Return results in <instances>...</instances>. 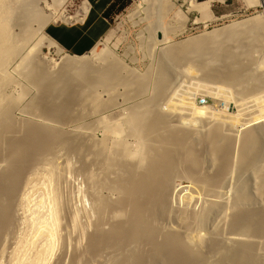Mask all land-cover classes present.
<instances>
[{
	"label": "rangeland",
	"instance_id": "374dc122",
	"mask_svg": "<svg viewBox=\"0 0 264 264\" xmlns=\"http://www.w3.org/2000/svg\"><path fill=\"white\" fill-rule=\"evenodd\" d=\"M7 1L8 2L10 1L9 3L13 4L12 0H6V3H8ZM84 1H87V0H66V2L64 4H62V6L58 7L55 10L54 14H52L49 18H47V19H50L52 17L46 23L45 27L48 24H51L53 22H57V23L58 22L59 23L67 22L68 24H75V25L81 24L83 17L85 16V13H86V11H84V9H83V4H82V2H84ZM121 1L125 5L120 9L115 8L114 10L109 12V14L107 16L108 17V20H107L108 23H107L106 30L104 31V33L101 35V37L99 38V40L95 43V46L93 47L94 48L93 51H95L94 53H99L100 51H102V54H103V55L101 54L102 57L101 56L98 57L97 55L94 56L92 53V50H90L88 53L81 55V56H79L77 54L69 53L67 50H65V48H63L60 44L55 42L52 38H50L47 34L44 33V28H45L44 27L41 31H39L37 33V35L34 36V38H33L34 40L32 39L31 44H29L28 47H25L26 49L24 47H22L20 51H17V52H15V55L14 54L12 55V58L11 57L9 58L8 64L6 66V72L8 73L10 80L7 82V86L5 84V86L2 87V90H1L2 94L0 93V95H1L0 99L1 100H3L2 99L4 97L3 95H5V97H6V100L4 101L5 103L4 102H3L4 104L2 103L3 109L5 108L4 109L5 112L3 111L4 113H2V115H0V118H1L0 119V127H1V129H0V135H1L0 136V149L2 150V151L0 150V166H1L0 176L3 174L5 176L6 174L9 173V172L8 173L6 172V168H5L7 166L5 161H8L7 155L9 153L12 154L14 152L15 156L16 155L20 156L22 154L23 156L22 155L21 156L25 157L30 152L29 149L34 143H35V145L33 146V150H36V148H40V150H43L44 152L43 153L39 152V155H41V156L36 155L37 160L33 159L34 162L33 163L31 162L32 166L30 164H29L28 168L23 166L24 169L23 168L21 169V171H23L21 174H19V172H21V171H19V172L16 171L15 173H18L19 176L15 175L14 176L15 178L14 177L11 178L12 177L11 173H9V176L8 175L6 176V178L7 177L9 178L11 176L10 177L11 179H8L9 181H7V184L4 182L5 183L4 185L6 187H9L10 185L13 184V186H15V187L13 188L12 192L8 193L9 194L8 196H10V197H7V201L6 200L4 201V199H6L5 197H3L4 195L2 197H0V201H1L0 202V209H1L0 211H3L5 214V215H3L1 213V215H3V216L7 215L6 217H9V218L11 217L10 220L8 221V226H10L9 229L7 228L8 227L7 226L5 228L7 231L4 229V231H5V232H3L4 234L0 233V264H12V262L14 260L13 256H16L15 254L18 255L20 252H21L20 254L26 253V251L28 250V249H26L27 243L29 244L27 248L30 249V250H28L30 252L27 251L28 256L30 255L29 258H28V256H27V258L30 261L32 260L31 257L34 258V256H33L34 252L36 253V251H37V249H39L40 245L44 244L43 241L45 242V239H43V238H45V237H43L41 239L40 236H42V235L37 236V234H35V230H33V228L35 229V227L33 226L35 224L33 223L34 221H31V220H32V218L36 217V215L40 216L42 214L44 216V215L48 214L49 213L48 210L50 211V209H51L50 207H52V205H53V204H51L53 198H54L53 200H55L56 201L55 203L57 204L56 205V208H58L57 209V211H58L57 212V221H59V222H57V225H56L57 228L55 227L57 230L55 229V235H54L53 244H52L53 249L50 253V256L48 255L49 257H47L46 262H44V264H72V263L73 264L74 263H76V264H108L109 263V264H111L110 257L113 258L112 253H111V256L106 255V254H110V253H107L108 251L106 250L107 251L106 253L103 254L102 253L103 251H102V252H100L101 253L100 256L98 255L95 258V255H93L92 257H94V258H92L90 256L91 255L90 253H92V252H90V253L88 252L90 254L88 256V253H87L88 250L86 248L88 247V249H90L88 246V245H90L89 240L94 236V234L96 232H98L96 234L100 233V235H102V236H103V234L106 233L107 237L110 236L112 238V232H110L111 235L109 233V231L114 228V227L112 228V225L115 226V224H117L119 222H121V223L124 222L125 219H127V215L126 214L123 215L124 217H126L125 219L123 216H122L123 218L118 219V217H115L109 213H107V214L104 213L102 216V215L97 213V211L94 208V206H95L94 204L97 200L98 201L103 200V202H106L107 200L113 201V199H114L116 202V198L117 199L122 198V197L121 198L118 197L119 193H113V191L111 189H110L111 190L110 191L109 189L106 188V186L104 187L103 183H104V181L105 182L110 181L111 179H112L111 182L114 181L115 178L120 175V174H118L117 170L119 172H121L123 169L124 170L127 169L126 168V165H127L126 162L130 163V161L132 162V160H133V163L136 162L135 158H131L129 160L125 159L126 162L124 161V159H122V157L120 158V155L117 152L120 153L121 148L119 145L116 144L115 141H118V139L122 138L124 143H125V141H127L126 142L127 145L130 144V145H128V148L130 147L132 150L137 149V146H135V143H137V139H136L137 137L132 135V133H129V135L127 133V135L124 136L125 134L123 133L124 135H122L121 132L123 130H121V129L126 127V126L124 127V122L126 123L125 120H127L126 116H128L131 109L134 108L133 106L140 104L141 101L143 103H145V101H148L145 104L153 102L152 105L154 107V108L152 107V111H151L152 115L150 113V115L147 118V121H145V123L149 121L148 120L149 118L152 121H154L155 116H156V118H158V116H161V117L164 116L163 118H164L165 124H161V125H163V128H165V125L167 123V125H169L171 127L177 126V128L175 127L176 129L174 128L175 130L181 131L182 133L186 134L188 139H189V141L187 139V144H186L187 147L188 148L189 147L194 148V149H192V151L193 150L195 151L193 156L197 157V158L194 157V159L198 160L200 157V159L202 161L201 164L203 163L202 166L204 168L203 169L202 166L200 165V161H199L200 159L198 160L199 163L197 161H196L197 163L193 162L194 165H193V163L191 164L188 162L187 163L188 165L186 164V167L188 169H190L191 172H192V170H194L195 173L197 171V173L200 174V175L197 174L198 175L197 176L193 172V174H195V176L197 178L195 177L193 179L194 181L193 180L191 181V179L189 177H187V179L185 180L186 176L180 174L183 172L184 168L180 167V166H178L179 168L177 167L178 172L177 173L175 172L177 175H175V177H173V181H170V184H171V182H173V184L170 185L171 189L169 188V193H171L172 195L168 194L169 200L171 199L170 200L171 202L169 201L170 206L174 211H171L172 213H170V219H169V213H168V216L164 217V219H162L163 218L162 217L159 220H157V221H161L163 223L162 224L161 222H157L158 227H157V223H156V228H157V231L159 232L158 237H157L158 240H159V238L161 239V237L164 235L163 233H165V234L169 233V231L171 232V230L176 231L178 229L179 231H176V233L179 232V234L180 233L182 234V232L184 231V230H182L183 229L182 227H184L183 221H184V225L189 221L187 218L188 217L187 215H190L189 212L191 213V209L194 208V206H195V202H193V201H191V203L184 201V197L182 195H184V196L188 195L189 191L191 193L193 191L192 189H195L196 180L202 179V175L204 176V175H208L210 173L212 174V170L214 171L215 167L214 166L212 167L211 165H216V162L213 163L215 161V160H213V158H210V156L206 157L208 155L207 151H206L207 149L204 150L206 148V145H203L206 142L205 139H203V138L205 136L207 137V133H209L212 130V127H214L213 126L214 122L211 121L210 119L206 120V118H202L200 120L197 119L195 121H192L191 119H189L190 117L187 118L186 115H184L182 113L178 112V114H177L176 111L174 113V111H172V110H170V111H172V112H170L169 109H167L166 104L169 101L175 103V100H173V99H174V97H175V99H177L178 96L176 98V95H178L180 92L185 91V93L187 94L190 92L194 93L195 92L194 90H196V93L199 92V94H197L195 96V104L197 106H200V107H210L211 110L216 112V113L224 111L225 113H228L231 115H237L239 113V111L242 109V107L239 106L240 105L239 103H245L247 106V109L244 110L245 112L243 111L244 117L242 115V112H240V114L237 115L238 116L237 117V119H238L237 125H239L237 130H241L244 128L240 125V122L243 123V120H246L248 116H249L248 118H250L251 115L253 116L256 113L255 109L252 108L253 107L252 103H251L252 101L250 102V99L247 98V92H246L248 90L251 91L252 88L250 89L249 87L253 85L252 83L254 81L252 82V80H251L248 82L249 85H250V83L252 85L247 87V89H245L246 82H243L240 85L235 84L238 86L233 85L232 88L228 87V86H224V88L225 87L227 88V91H224L226 88L224 89L223 85L218 84V82H217L218 80H216L215 77H218L219 76L218 74H220V72L222 75H225V74H233L234 75L237 72L241 73L242 71H240V69H242V70L246 69L247 66L252 65V63H255L257 61L256 55H258L257 48L260 46L259 44H264V39L262 38L260 40L261 43H259V44L256 43L257 40H256V37L254 36L256 34V32H254V34L253 33H247V32H246L247 34L242 33L241 35H238L236 37V39L234 37L233 39H230V40H224L221 37L214 38L213 36L215 35V33L220 34L222 32L224 33V31L225 32L228 31L229 29H233V28H235V25H237V23L240 24V21L241 22L246 21L247 19H250L251 17H253L257 14H260V12L264 9V7L263 8L247 7L242 0H224L222 3L211 4L210 8L205 9V11L199 15L198 13H196L194 11L191 12V10H189V8H187L188 5L186 3H184L183 0H171L172 2L175 3L174 5L176 8L174 7V9H175L174 12L179 13L178 14L179 18L177 19L176 17H178V16H175V13L173 14V12H171L169 14V16L165 18V24L167 26L168 34H169L167 37L168 40L165 42H159V44L158 43L152 44V40L150 38L151 32H149L150 30H148L149 27L147 24L149 21V20H147L148 10H146V11L143 10L146 8V5L145 4H139V0H121ZM197 1H203V0H197ZM89 6H90V4H86L87 8ZM132 12H134V13H132ZM20 13L23 14L25 12L21 11L19 8L14 10V17L13 18H16V19H13L14 21H12V25H13L12 27H13L14 33L19 32V29H21V27H22V26H20V25H22L21 24L22 17L20 16L21 15ZM66 15L68 17H70L69 18L70 20L69 19L68 20L63 19L64 16H66ZM14 22H16V23H14ZM18 26H20V27H18ZM170 27H173V28H170ZM173 29H174V31H172ZM41 35L44 36L45 40H47V41L51 40L52 42H54L55 45H57V47H59V50L57 47L49 44L48 46H46V45H43V47L41 46V49H39L40 52L33 50L30 53V55H27L28 54V48L33 46L34 42L36 43V40H38L39 37H42ZM158 35L159 34H156V39L160 40V37H158ZM250 35L251 36L253 35V37H251ZM197 39L206 41L205 42L206 46L204 47L205 49L202 50V52H200L194 56H193V54L188 56L190 53L187 54L184 51L180 54V56L174 57V59H176V60H174L175 61L174 66H173V69L171 70L172 73H171L170 80L171 79L172 80L168 81L167 86L165 87L163 92H161L160 94L155 90L152 91L153 87L155 86L154 83H155V78L157 75L156 73L158 72L157 70L159 68V63H160L159 61H160L162 50H164L165 48H168L169 45L175 46V45H178L182 42H190L191 43ZM207 39H209V40L207 41ZM213 40H215V41H213ZM229 43H231V44H229ZM247 44H248V46H247ZM245 45H246V47H245ZM36 53H37V55L33 56ZM38 53H39V55H38ZM177 55H179V54H177ZM231 55H232V57H231ZM30 56L34 60H35L34 57H36V56H39L42 58L41 59L42 61L40 60L41 62H39L41 68L38 66L39 65L38 61H37V63L32 64L33 61L31 59H29ZM65 56L71 57L73 59H77L76 57H82L83 59H88V60H90V62L92 64L91 65L92 69H94V68L95 69L91 70L90 71L91 73L89 72V75L84 74V73L81 74V72L76 71V70H64L63 67L62 68L60 67L59 60H60V58H63ZM99 58L102 60H100ZM28 59H29V63L31 61V64H32V65L28 64L29 67L26 65L27 64L26 62H28L27 61ZM111 60L114 62V64ZM9 62H10V64H9ZM34 62H36V60ZM23 63H24V67H23ZM41 63H43L44 65ZM34 64H36V65H34ZM110 65H112V66H110ZM100 67H102V68H100ZM244 67H246V68H244ZM97 69H98V71L104 70V71H102V75L96 74ZM197 69H198V71H197ZM226 69H228V70H226ZM17 71H20V72H17ZM67 71L69 73L70 72L71 73L69 74V73H67ZM73 72H75V73H73ZM189 73L190 74L192 73L191 76ZM256 73L254 74L255 76H257ZM258 73L260 74L261 71L259 70ZM222 75H220V76H222ZM85 76H87V77H85ZM42 78H44V79L42 80ZM135 79L138 81H136ZM203 79H204V81H201ZM141 80H142L143 84H145V83L146 84L144 85L145 87H144V90L142 92H137V87L139 86V83H140L139 81H141ZM209 80L212 81V84L209 83L210 82ZM42 81H43V83H42ZM104 82H106V83H104ZM192 82H193V84H192ZM90 83H93V85H94L93 91L91 92L92 94L90 92H88L89 90H84L85 88L87 89V86ZM152 83H153V85H152ZM199 83H201V84H199ZM204 83H207L209 85L211 84V86H213L214 89H217V91L221 90L222 93L219 94L220 96H218V97L216 96L215 98H213L211 96L208 97L206 95V91H205V93L202 94L201 92L204 90V86H202V84H204ZM82 84H83V86L85 85L84 88H83ZM121 84H122V86H121ZM193 85H194V87H193ZM195 86H196V88H195ZM125 87H128V88H125ZM201 87H203L202 88L203 90H200ZM242 87H243V89H242ZM218 88H223L224 90L218 89ZM171 89H172V91H171ZM127 90H128V92H127ZM231 90H232V92H231ZM86 91L88 93H86ZM42 93H44V94H42ZM133 93H135V94H133ZM141 93H142V95H141ZM124 94H126V95H124ZM173 95H174V97H173ZM157 96L160 97L161 99L158 100ZM238 96H241L242 100L238 99ZM244 96H246V97H244ZM5 97H4V99H5ZM155 97H157V98H155ZM165 98H167V99H165ZM171 98H173V99H171ZM244 98H245V100L247 98L249 101L243 100ZM150 99H152V102H150ZM154 99L157 101V103H156V101L155 102L153 101ZM203 99H205L207 101L205 104L200 103V101ZM154 103H156L157 105L155 106ZM246 106L244 105V107H246ZM92 107H93V109H92ZM123 108H125V109H123ZM237 108L238 109L240 108V110H238ZM249 108H251V109H249ZM165 112H167V113L165 114ZM169 115H170V118H168ZM151 117H154V118H151ZM171 117H173V118H171ZM239 117H241V118H239ZM8 118H11V120ZM156 118H155V120H156ZM165 119H167V120H165ZM211 122L213 125H211ZM122 123H123V125H122ZM148 123H146V124L148 125ZM209 125L211 126V128L209 127ZM4 126H5V129H4ZM9 126L14 127V129L9 128ZM160 126L158 128L159 131L161 130ZM179 126H180V128H179ZM223 126H226V124L222 125L221 133H225V135H226V133L231 134L230 135L231 139H232V137H234V139H235V136H233V135H236V134L232 133V131L231 132L228 131V130H230V128H228V127L223 128ZM18 127L19 128L23 127V128L19 129ZM163 128H162V130H163ZM10 129H12V130H10ZM209 129H210V131H209ZM226 129H227V131H225ZM119 130H121V132ZM35 131H38L37 132V133H39L38 137H36L37 134L33 135L34 137L32 136V134H29V133H35ZM118 131L121 133V135ZM124 131L128 132V131H126V129ZM240 132L241 131H239V133L237 134L238 136L240 135ZM112 133H114V135H112ZM192 133H195V134H192ZM7 134H8V136H7ZM5 135H6V137H5ZM117 135L118 136L120 135L121 137L119 136L120 138H118ZM123 136H124V138H123ZM159 136H160V134H159ZM226 136H228V135H226ZM230 136H228V137L230 138ZM133 137H135V139H133ZM160 137H162V136H160ZM191 137H193V138L195 137V138L193 139ZM2 139H4L3 140L4 142H6V141L7 142L4 143L2 141ZM190 139H193V141L194 140H196V141L193 142ZM198 139H200L201 141L204 140L203 141L204 143L203 142L200 143L201 141ZM99 140H100V143H99ZM112 140H113V142H111ZM1 141L4 144V145L2 144V146H1V143H2ZM190 141L193 143H191ZM29 142H33V143H31V145H30V144H28ZM103 142H105V143H103ZM196 142L197 143L199 142L200 145L196 146V144H197ZM194 143H196V144H194ZM101 144H103V145H101ZM191 144H194L193 147ZM112 145H114V146H112ZM4 146H6V147H4ZM44 146H47L46 150H44ZM102 148L103 149L106 148L105 151H103ZM201 150H202V152H201ZM114 151H117V152H114ZM203 151H205V152H203ZM104 153H105V155H104ZM112 153L115 154V156H112L113 155ZM199 153L202 155L207 154L206 156H202V158L204 159L206 157L205 159H207V158L208 159L204 161L201 158V155ZM203 153H205V154H203ZM110 154H112V155H110ZM1 155H2V157H1ZM28 155H30V153ZM108 155H110L109 159H108V157H109ZM19 156H16L15 159L14 158L13 159L16 161V159H18ZM21 156H20V158H21ZM103 156H105V158ZM116 156L118 157V159H115ZM5 158H6V160H5ZM209 158H210V160L212 159V164H211V161L209 160ZM1 159H3L4 162ZM14 160H12V161H14ZM108 160H110V161H108ZM115 160L116 161L119 160L118 161L119 164H118V162H115ZM209 161H210V164H209ZM113 162L115 163L114 165H112ZM123 162H125L126 164ZM107 164L109 166H107ZM123 164H124V166H123ZM105 165H106V167H105ZM117 165H119V166L122 165L123 169L122 168L120 169V167ZM104 167L105 168L109 167V168L105 169ZM201 170H202V172H201ZM204 170L206 173L204 172ZM46 171L47 172L49 171L48 174ZM209 171H211V172L209 173ZM106 172H107V175H105ZM50 173H51V175H50ZM115 173L118 174V176ZM258 173L254 174V175H257V176L260 175V173L259 174ZM234 175H236V172ZM248 175L250 176V179L252 178V180H253V181L251 180V183H253L254 180L257 182V180L260 178L259 177L256 179L255 178L256 176L251 175V173H249V174L244 173L243 176L248 178L247 177ZM4 176H3V178L1 176L0 179L2 178V180L5 181L6 179L4 178ZM177 176H182V180H181V177H177ZM199 176H200V179H198ZM26 177H27V179H26ZM244 177H242V179H246ZM16 179L18 181H16ZM248 179H247V182L250 181ZM11 180H12V182L15 181L16 184L12 183V184L8 185V183H10ZM46 180H47V182H46ZM234 180H235V178H234ZM90 182H91V184H90ZM229 182L228 183L231 184L232 180L231 181L229 180ZM256 182H254V184ZM0 183H1V180H0ZM2 183H3V181H2ZM97 183H98V186H97ZM229 184H228L227 188H230L229 186H231L232 187L231 190H233V186L229 185ZM254 184H252V185H254ZM91 186L93 189L91 188ZM171 186H173V188ZM190 186L191 187L193 186L194 188L191 189ZM100 188L101 189L104 188V189H102V191H101ZM227 188H226V190H223L224 191L223 195H219V197H218V199L220 198V196L222 198V199L221 198L220 199L222 200L223 203L220 201V199L218 200L221 202L220 203L221 207L224 203H225V205L227 204L228 206H229V203H231V196H232L233 192H231ZM228 191H230V192H228ZM26 194H27V196H26ZM20 195H22V196L25 195L26 200L21 199L22 196L20 197ZM228 195H229V197H228ZM57 196L58 197L60 196V197L58 198ZM120 196H121V194H120ZM180 196H181V199H178V198H180ZM255 196L256 197L259 196V197H257V198H259L258 202H261L264 204V200L262 201V199H264V195L262 193H261V195L255 194ZM182 197H183V199H182ZM95 198H97V199H95ZM105 198H106V201H104ZM223 199H224V201H223ZM39 200H40V202L42 201L43 206L42 205L39 206V204H38ZM177 201H179V204ZM215 201H216V199H215ZM185 202L188 204H186ZM261 203H260V205H261ZM227 205H226V207L224 206V209H221V211L219 212V214H221L220 217L218 214L216 215V217L214 215V218H217V216H218L217 220L213 219V217H211L213 220V224H212L211 218L208 221L209 224L207 223V227H209V229H208V231H209L211 229L210 225L213 226V225L217 224V223L214 224V222H215L214 220H216V222H220V221L221 222L223 221L224 223L226 222L225 224L223 222L222 223L220 222L217 224V226L215 225V229H216V231L218 230V232H215L213 230L214 227H212V231H214V232H212L210 230V232L213 234L217 233L216 234L217 236L214 234L215 239L213 242H212V240L214 238L213 237L214 235L212 234L213 238L211 237V239H210L212 244L217 243V241L219 243L220 242L219 240L223 239L222 236H224V239H226V240L223 239L224 242L228 241L227 238H225V237H228V235L226 233H228L230 231L227 228V226H228L227 224H229L228 220L230 219V217L227 216L228 213H227V215H226V213H223L224 211L227 212L228 209L227 210L225 209V208H229V207H227ZM178 209L179 210L181 209L182 211H179ZM183 209L185 210L184 214L182 213V212H184ZM177 210H178V212H177ZM186 211H187V213H186ZM106 212H109V211H106ZM174 212H175V214L177 212V214L176 215L173 214ZM75 214H76V217H74ZM223 214L225 215V217ZM97 215H100V216H98L99 218L97 217ZM111 215L113 216V218L115 217V219H113V221H112ZM166 215H167V213H166ZM231 215H232V213H230V216ZM91 216H93V217H91ZM177 216H178V218H177ZM179 216H182V217L180 218ZM183 216L187 220H185V218H183ZM73 217L76 219V221L74 220L76 222V224H75V222L71 223L73 220L72 219ZM173 217H175V219ZM221 217L222 218L224 217V219L226 218V220L221 219ZM86 219L87 220L89 219V220L87 221ZM100 219H101V221H100ZM114 220H116V221H114ZM121 220H123V221H121ZM181 220H183V221H181ZM174 221L176 223H174ZM180 221L182 223V227H181ZM210 221H211V223H210ZM9 222H11V223H9ZM159 223H160V225H159ZM9 224H12V225H9ZM98 224H99L100 228L98 227ZM161 225H162V228H159V227H161ZM171 225H173V226H171ZM221 225H223V226H221ZM72 226H74V227H72ZM220 226H221V228H220ZM180 227H181V229H180ZM169 228H170V230H169ZM171 228H175V229H171ZM79 229H81V230H79ZM158 229L161 231H159ZM163 229H167L169 231L165 230L162 233ZM220 229H222L221 230L222 232L220 231ZM101 231L103 234L101 233ZM78 232H80V233H78ZM221 233H223L222 236H220ZM92 234H93V236H92ZM155 235L157 236L156 233H155ZM218 235L221 238H218L219 237ZM86 236L87 237L91 236V238L90 237L87 238ZM230 237H231V235L228 238H230ZM216 238H217V240H216ZM57 239L59 242L57 241ZM243 239L244 238H242L240 240L245 241ZM223 240H221V242H223ZM246 241H247V239H246ZM31 242H33V243H31ZM30 243H31V247L33 246L32 248L30 247ZM208 243L210 244V242H207V244ZM231 243L233 244V241H231ZM223 244L226 246L227 242H226V244L225 243H223ZM25 245H26V247L24 248ZM208 245L206 246V248L208 247ZM21 246H23V247L20 248ZM229 246H231V244ZM33 248H35V249L37 248V249L35 250ZM206 248L204 247L205 251L207 250ZM16 249H17V251H16ZM31 250L33 251V253ZM94 251L97 252V250H94ZM110 251H112V250H110ZM27 253H26V255H27ZM205 254H207V253H205ZM209 256H210V253H209L208 259H207L208 263L212 262L211 260H213V262L215 260L218 261L217 256L211 255V257L214 256L213 257L214 259H212ZM88 257L91 259H88ZM215 257L217 259H215ZM206 258H207V256H206ZM210 258H211V260H209ZM109 259H110V261H109ZM213 262H212V264H213Z\"/></svg>",
	"mask_w": 264,
	"mask_h": 264
},
{
	"label": "bare ground",
	"instance_id": "6f19581e",
	"mask_svg": "<svg viewBox=\"0 0 264 264\" xmlns=\"http://www.w3.org/2000/svg\"><path fill=\"white\" fill-rule=\"evenodd\" d=\"M222 1L223 0H203V1L183 0V2L188 5L187 8H189V10H191V12L194 11V12L198 13L199 15L201 13H203L205 11V9L210 8L211 4L217 3V2H222ZM243 1L247 7H261V8L264 7L263 0H243ZM65 2H66V0H12L13 4H10V3L8 4V3H6V0H0V93H1L2 87L5 86V84L7 86V82L10 80L8 73L6 72V66L8 64L9 58L10 57L12 58V55L13 54L15 55V52L20 51L22 47H24V48L28 47L29 44H31L34 36L37 35V33L45 27L46 23L52 17L50 19H47V18H49L52 14H54L55 10L58 7L62 6V4H64ZM139 4H145L147 9L145 8L143 10L144 11L148 10L147 20H149V21H148V23L146 21L145 22L148 24V27H149V29L148 28L147 29L150 30L149 32H151L150 38L152 40V44H157V43L159 44V42L167 41L168 40L167 37L169 34H168L167 26L165 24V18L168 17L171 12H173V14L175 13L174 12V10H175L174 4L175 3L172 2L171 0H139ZM17 8H19L21 11H24L25 13H23V14L20 13L21 14L20 16L22 17V21H21L22 25H20V26H22V27H21V29H19V32L14 33V30L12 27L13 26L12 21H14L13 19H16L13 17H14V10ZM83 9H84V11L87 10L86 3H83ZM132 13H134V12H132ZM178 14L179 13H177V12L175 13V16H178V17H176L177 19L179 18ZM69 18L70 17H68L66 15V16H64L63 19L68 20ZM14 23H16V22H14ZM20 26H18V27H20ZM170 28H173V27H170ZM172 31H174V29ZM246 32L247 33H253V34H254V32H256V34L254 35L256 37V40H257L256 43H258V44L261 43L260 40L262 38L264 39V9L260 12V14H257L255 16L251 17L250 19H247L246 21H243V22L240 21V24L237 23V25H235V28L229 29L226 32L224 31V33L223 32L220 34L215 33V35L213 37L214 38L221 37L224 40H230V39H233L234 37L236 39V37L238 35H241L242 33H246ZM156 34H159L158 37H160V40L156 39ZM251 37H253V35ZM208 40L209 39H207V41ZM48 41L44 39V36L39 37V39L36 40V43L34 42V45L28 48V54L27 55H30V53L33 50H36L38 52L39 49H41V46L43 47V45L48 46L49 44H51V45L57 47V45H55L54 42H52L51 40H48ZM213 41H215V40H213ZM205 42L206 41L197 39L191 43L190 42H182V43L175 45V46L169 45L168 48H165L164 50H162L160 61H159L160 62L159 68L157 70L158 72L156 73L157 74L156 78L154 77L155 83L153 82L155 86L153 87L152 91L155 90L160 94L161 92H163V90L167 86L168 81L172 80V79L170 80L171 73H172L171 70L173 69V66H174V62H175L174 60H176V59H174V57L180 56V54L184 51L187 54L190 53L188 56H190L191 54H193V56H194V55L202 52V50L205 49L204 48L206 46ZM229 44H231V43H229ZM259 45L260 46L257 48L258 55H256L257 61L255 63H252V65L247 66V68L244 67L246 69H243V70L240 69V71H242L241 73L237 72L234 75L233 74L222 75L220 72V74H218L219 76L215 77L216 80H218L217 81L218 84L223 85V88H224V86H228V87L232 88L233 85H235V84L240 85L243 82H246L245 89H247V87H249L250 85L253 84L252 85L253 87L252 86L249 87L250 89L252 88L251 91L248 90L246 92H247V98L250 99V102L252 101L251 103H252L253 107L252 106L251 107L255 109L256 113L254 112L255 114L253 116L251 115L250 118H248L249 117L248 116L247 117L248 120L247 119H246L247 121L243 120V123L239 121L240 125L242 127H244L243 129L237 130V128L239 126V125H237V123H238V119H237L238 116L237 115L240 114V112H242V115H243V111L245 109H247V106L245 103H239L240 105L238 104L239 106L242 107V109L240 110V108L239 109L237 108L238 110H240L237 115H231V114L225 113L224 111L216 113V112L212 111L210 107H200V106H197L195 104V96L197 94H199V92L197 91L198 93H196V90H194L195 91L194 93L190 92V93L186 94L185 91L180 92L179 94L177 93L178 95H176L174 93L176 95V98L178 96L179 99L178 98L175 99V97L173 95L174 99L173 98H171V99L175 100V103L169 101L166 104V107H167V109H169V111L172 110V111H174V113L176 111L177 114H178V112L182 113V114L186 115L187 118L190 117L189 119H191L192 121H195L197 119L200 120L202 118H206V120L210 119L211 121L214 122L213 123L214 125L211 122V125L214 126V127H212V130L210 131V129H209L210 132L208 131L209 133H207V137L205 136L203 138V139H205L206 144L203 142L204 140H202V141L200 139H198V140L201 141V142L199 141L200 143L203 142L204 143L203 145H206V148L204 150L207 149L206 151L208 154L207 155V154L203 153L205 155H202L199 153L201 155V158H202V156H206V155H207L206 157L210 156V158H213V160H215L213 163L216 162V165H211V166L212 167L214 166L215 169H214V171L211 169L212 174L210 173L211 171H209L210 174H208V175L203 176L201 174L202 179H200V176H199L198 179H200V180H196V183L194 182L196 184L195 189H192L194 187L190 186L193 191L190 189L192 191L191 193L189 191L188 195H186V196L182 195L184 197V201H187L190 203H191V201L195 202V206L193 205L194 208H192L193 210L191 209V213L189 212L190 215H187L188 216L187 218L189 221L188 222L186 221L187 223L185 222L186 224L184 225V221L181 220V221H183L184 227H182V223L180 221L181 227L183 228L182 230H184L182 232V234L181 233L179 234V232L176 233V231H179L178 229L176 231L171 230V232L169 231L170 228H169V230L163 229L162 233L165 230L169 231V233H166V234L163 233L164 235L161 237V239L159 238V240H160L159 241L157 238L159 232L157 231L156 223L161 222V221H157V220H159L162 217H163L162 219H164V217L168 216V213H169V219H170V213H172L171 211H174L170 206L169 201L171 199L169 200L168 194L172 195L171 193H169V188H170V185L173 184V182H171V184H170V181H173V177H175V175H177L176 174L178 172L177 167L178 166L183 167L184 170L182 169L183 172L181 171L182 173H180V174L186 176V178L183 176L185 178V180L187 179V177H189L192 181L196 177L195 174L197 175L199 173H197V171L195 173L194 170H192V172H191V170L186 167V164L188 162L191 164L193 162L197 163L198 160L200 159V157L198 160L194 159L195 156H193V154L195 153V151L194 150L192 151V149H194V148H191V147L188 148L187 147L186 144H187L188 137L186 134L182 133L181 131L175 130L177 128V126H175L176 128L173 126L171 127V126L167 125V123H166L165 128H163V125H161V124H165V121L163 118L164 116L162 114L161 115L163 117L158 116V118H156V116L153 114L155 116L156 120L154 117H151V118H154V121H152L149 118L148 120L150 122L151 121L152 122L150 123L148 121L150 124L148 122H146V123H148V125L145 123V121H147V118L149 117V115L152 111V107H153L152 99H150V102H152V103L145 104L148 101H145V103H143L141 101V103H142V104L140 103L141 105L138 104L136 106H133L134 108L131 109L130 113L128 112L130 115L128 114L129 117L126 116L127 117L126 118L127 120H125L126 123L124 122V127L125 126L126 127L121 129V130H123L122 132H121V130H119V131L122 133V135L125 134L124 136H126L127 133H128V135H129V133H132V135L137 137L136 138L137 143H135V146H137V149L132 150L129 147L131 149L130 150L128 148V145H130V144L127 145V143H126L127 141H125V143H124L122 138H120L121 133L118 131L120 133V135H119L120 137L118 135L117 136L120 139H118V141H115V142L117 145L120 146L121 151L119 150L120 153L117 151H114V152H117L120 155V158L122 157V159H124V161H125V159L129 160L131 158H135L136 162L134 161L135 163H133V160H132V162L130 161V163L125 161L127 163V165H126L127 169H125L126 171L123 169L122 165H120V166L117 165L120 167V169L122 168L124 171L120 170L121 172H119L117 170L118 174H120V175L118 176V174H116L117 173L116 172L115 174L118 177H116L114 181L111 182V180H112L111 179L110 181H106V182L104 181V183H103L104 187L106 186L107 189H109V190L111 189L113 191V193H119L118 197L119 198L122 197V198L121 199L116 198V202L114 199H113L114 202L112 200L106 201V198H105L104 201H106V202H103V200L102 201L97 200L94 204L95 210L97 211L98 214H100L102 216L104 213H106V214L109 213L115 217H118V219H119V218H123L124 217L123 215L126 214L127 219H125L126 217H124V219H125L124 222H122V223L119 222V223L115 224V226L112 225V228L113 227L114 228L109 231V233L112 232V238L110 236H109L110 238L107 237V234L106 233H105L106 235L103 234L102 231H101V233L103 234V236L100 235V233L96 234L98 232H96V233L94 232L95 234H94V236L92 234V236H93L92 238H91V236H89L91 238L90 240L88 239L90 242V245H88L90 249H88V247L86 249L88 250L87 253L88 252L89 253L92 252V253H90L91 255L88 253V256L90 255L92 257L93 255H95V258H96L98 255L99 256L101 255L100 252L103 251L102 253L104 254L108 251L107 253H110V254H106V255L111 256V253H112V257H113V258H111L109 256L111 259V264H210V263L212 264L213 260H211V258L214 259L213 258L214 256L211 257V255H215L218 258V261L215 260L213 262V264H264V204L261 202H258L259 198H257V197H259V196H257V197L255 196V194L261 195V193L264 195V44H259ZM247 46H248V44H247ZM245 47H246V45H245ZM57 48L59 50V47H57ZM93 50H94V48L92 49V53L94 56H96V55L98 57L101 56L102 51H100L99 53H94L95 51H93ZM177 54H179V55H177ZM35 55H37V53L34 54L33 56H35ZM38 55H39V53H38ZM36 57H34L36 62H34L35 60L32 59L31 56L29 57V59H31L33 61L32 64L37 63V61H38V63L42 61L41 57H39V56H36ZM231 57H232V55H231ZM76 58L77 59H73L71 57H66V56L63 58H60V60H59L60 67L61 68L63 67L64 70H76V71L81 72V74L84 73L87 75H89V72L91 70L95 69V68L92 69V66H91L92 64H91L90 60L83 59L82 57H76ZM29 59L27 60L28 62H26L27 66H28V64H31V61L29 63ZM100 60H102V59H100ZM9 64H10V62H9ZM41 64H43V63H41ZM113 64H114V62H113ZM34 65H36V64H34ZM112 65H110V66H112ZM38 66L40 67V63ZM23 67H24V63H23ZM100 68H102V67H100ZM226 70H228V69H226ZM259 70L261 71L260 74L258 73ZM102 71H104V70L98 71V69H97L96 74L102 75ZM197 71H198V69H197ZM17 72H20V71H17ZM67 73H69V72L67 71ZM73 73H75V72H73ZM255 73L257 74V76L254 75ZM191 74H190V76H191ZM220 75H222V76H220ZM85 77H87V76H85ZM43 79L44 78H42V80ZM251 80H252V82L253 81L254 82L252 84L250 83V85H249L248 82ZM136 81H138V80H136ZM201 81H204V79ZM139 82H140L139 86L137 85L138 86L137 92H142L144 90V87H145L144 85L146 83L143 84L142 80ZM42 83H43V81H42ZM104 83H106V82H104ZM153 83H152V85H153ZM209 83L212 84V81H210ZM192 84H193V82H192ZM199 84H201V83H199ZM204 84H202V86H204V90L202 89L203 87H201V89H200V90H203L201 92L202 94L205 93V91H206V95L208 97L211 96V97L215 98L216 96L217 97L220 96L219 94L222 93L221 90L217 91V89H214V87L211 86V84L210 85L207 83H204ZM238 85H235V86H238ZM82 86H83V84H82ZM121 86H122V84H121ZM84 87H85V85L83 86V88ZM193 87H194V85H193ZM243 87H242V89H243ZM93 88H94L93 83H90V84H88L87 89L85 88L84 90H89L88 92L91 93L93 91ZM125 88H128V87H125ZM195 88H196V86H195ZM223 88H218V89H223ZM171 91H172V89H171ZM224 91H227V88ZM88 92L86 91V93H88ZM127 92H128V90H127ZM231 92H232V90H231ZM42 94H44V93H42ZM133 94H135V93H133ZM124 95H126V94H124ZM141 95H142V93H141ZM3 96L5 97V95H3ZM4 97L2 98L3 100L0 99V115H2V113L5 112L4 111L5 108L3 109V106H2L5 103L4 101L6 100V97H5V99H4ZM157 97H155V98H157ZM244 97H246V96H244ZM247 98H246V100L249 101ZM159 99H161V98L158 97V100ZM165 99H167V98H165ZM238 99L242 100L241 96H238ZM243 100H245V98ZM153 101L155 102L156 100L154 99ZM156 103H157V101H156ZM156 103H154L155 106L157 105ZM244 105L246 107H244ZM93 107H92V109H93ZM123 109H125V108H123ZM249 109H251V108H249ZM172 111H170V112H172ZM166 113L167 112H165V114ZM151 115H152V113H151ZM243 117H244V115H243ZM168 118H170V115ZM171 118H173V117H171ZM239 118H241V117H239ZM8 119L11 120V118H8ZM165 120H167V119H165ZM223 124L224 125L226 124V126H223V128L228 127V128H230V130H228V131H230V132L232 131V133L236 134V135L232 134L233 136H235V139H234V137H232V139H231V136H230L231 134L226 133V135L230 136V138H229L228 136L225 135V133H221V131H222L221 127ZM122 125H123V123H122ZM159 126L161 129L160 131L158 129ZM209 127L211 128L210 125H209ZM9 128L14 129V127H10V126H9ZM20 128H23V127H20ZM162 128L164 131L162 130ZM179 128H180V126H179ZM0 129H1V127H0ZM4 129H5V126H4ZM125 129L128 132H125L124 131ZM10 130H12V129H10ZM225 131H227V129ZM239 131H241V132H240V135L238 136L237 134L239 133ZM37 132L38 131H35V133H29V134H32V136L37 134L36 137H38L39 133H37ZM159 134L162 137H160ZM192 134H195V133H192ZM112 135H114V133H112ZM7 136H8V134H7ZM124 136H123V138H124ZM5 137H6V135H5ZM135 137H133V139H135ZM191 138H193V137H191ZM193 139H190V140L193 141ZM3 140L4 139H2V141ZM188 141H189V139H188ZM195 141L196 140H194L193 142H195ZM3 142L1 143V146H2ZM6 142H4V143H6ZM111 142H113V140ZM193 142H191V143H193ZM31 143H33V142H29L28 144L31 145ZM99 143H100V140H99ZM103 143H105V142H103ZM196 143H194V144H196ZM200 143L198 145L196 144V146H199ZM194 144H191L192 147ZM34 145H35V143L29 149L30 155H28L29 154L28 153L25 157H22L23 155L21 154L22 155V156L20 155L21 158L19 155H16V156H19V158L16 159V161L14 160L16 157L14 155L15 154L14 152L12 154L9 153L7 155L8 161H5V163L7 165L5 168H6L7 173L9 172L12 174L11 175L12 177L10 176L11 178H13L15 175L19 176V174H21L23 172V171H21L23 166L26 168L29 167V164L32 166V163L36 159V155H39V152L40 153L44 152L43 150H40V148H36V150H33ZM101 145H103V144H101ZM112 146H114V145H112ZM4 147H6V146H4ZM46 147L47 146H44V150H46ZM105 149H103V151H105ZM201 152H202V150H201ZM203 152H205V151H203ZM112 154H110V155H112ZM104 155H105V153H104ZM110 155H108L109 156L108 159L110 158ZM39 156H41V155H39ZM112 156H115V154H113ZM1 157H2V155H1ZM103 157L105 158V156H103ZM195 158H197V157H195ZM205 158L204 159L202 158V159L204 161L208 159V158L207 159H205ZM210 158H209V160H210ZM115 159H118V157L116 156ZM1 160H3V159H1ZM5 160H6V158H5ZM12 160H14V161H12ZM108 161H110V160H108ZM118 161L119 160H117V161L115 160V162H118ZM199 161H200V165L202 166L203 163L201 164V162H202L201 159ZM210 161L212 164V159ZM210 161H209V164H210ZM3 162H4V160H3ZM125 162H123V163H125ZM114 164L115 163L113 162L112 165H114ZM118 164H119V162H118ZM193 165H194V163H193ZM107 166H109V165L107 164ZM123 166H124V164H123ZM105 167H106V165H105ZM0 168H1V166H0ZM108 168L109 167H107L105 169H108ZM202 168H203V166H202ZM16 171H18V172L21 171V172H19V174H18V173H15ZM48 172H47V174H48ZM193 172L195 174H193ZM201 172H202V170H201ZM204 172H205V170H204ZM235 172H236V175H234ZM256 172L257 173L259 172L261 176L260 175H258V176L254 175V174H257ZM9 173L6 174L5 176H4V174L1 175L2 178L4 176V178L6 179L5 181L2 180V178L0 179L1 180L0 197H2L4 195L3 197L6 198V199H4V201L5 200L7 201V197H10V196H8L9 195L8 193L12 192L13 188L15 187V186H13L12 183L16 184L15 181L12 182V180H11V182L8 183V185H10V184H12V185H10L9 187H6L4 185L5 183L7 184V181H9L8 179H11L10 177L6 178L7 175L9 176ZM244 173H247V174L251 173V175L256 176L255 177L256 179L259 177L260 178L257 180V182L254 180V182H256L254 184V182L251 183L252 178L250 179L249 175L247 176L249 179L243 176ZM50 175H51V173H50ZM105 175H107V172L105 173ZM177 177H181V180H182V176H177ZM242 177H244L246 179H242ZM234 178H235V180H234ZM17 179H16V181H18ZM26 179H27V177H26ZM247 179L250 180L249 182L251 184L249 182H247ZM229 180L230 181L232 180L231 184H229L230 183ZM2 181H3V183H2ZM46 182H47V180H46ZM90 184H91V182H90ZM228 184L233 186V190H231V188H232L231 186H229L230 188H227ZM252 184H254V185H252ZM97 186H98V183H97ZM171 187L173 188V186H171ZM91 188H92V186H91ZM226 188L229 189L231 192H233V194L231 196V203H229V206L226 204L227 207H229V208H225L226 210L227 209L228 210H227V212H225V211L223 212V213H226V215L228 213L227 216L230 217V219L227 217L229 219V220L227 219L229 222V224H227L229 227L227 226V228L230 231L228 230L229 232L226 234L228 235V237L231 235V237L230 238L225 237V238H227L228 241L224 242V240H226V239H224V236H222L223 233H221L220 236H222L224 240L220 239L219 243L217 241V243L212 244V242L215 239V235L217 233L216 234L214 233L215 234L214 235L213 233L210 232V230L212 231V227H214L213 230L215 232H218V230L216 231V229H215V225L217 226V224L221 222V221L216 222V220L218 219V216H217V218H214V215L216 217V215L218 214L220 217L221 214H219V212L221 211V209H224V206L226 207L225 203L222 205V207L220 206L221 205L220 203L222 202V200H221L222 198L220 196V198H221V199L219 198L221 201L220 202V201H218L219 200L218 197H219V195H223V193H224L223 190H226ZM102 189H104V188H102ZM102 189H101V191H102ZM230 191H228V192H230ZM120 194H121V196H120ZM21 196L22 195H20V197ZM26 196H27V194H26ZM183 197H182V199H183ZM228 197H229V195H228ZM97 198H95V199H97ZM21 199L26 200L25 195H23ZM53 199H52V203H51L53 205H52V207H50L51 208L50 211L48 210V212H49L48 214H46L44 216L42 214L40 216L36 215V217H34L35 219L32 218V220H31V221H34L33 223L35 224V225H33L35 227V229L33 228V230H35V234H37V236L42 235V236H40L41 239L43 237H45V238H43V239H45V242L42 240L44 244L40 245L39 249H37L38 247L36 248L37 251H36V253L34 252L35 255L33 254L34 258L31 257L32 260L30 261L28 259L30 255L28 256V253H27V251L30 249L27 248L29 245L27 243V247H26V245L24 246V248L26 247V249H28L26 251L27 255H26V253L20 254L21 252L19 253L20 255L15 254L16 256H13L14 260H13L12 264H44V262H46L47 257L50 256V253L53 249L52 244H53V239H54V235H55V229L57 228L56 225H57V222H59V221H57V212H58L57 211L58 208H56L57 204L55 203L56 201ZM178 199H181V196ZM215 199H216V201H215ZM263 200L264 199H262V201ZM223 201H224V199H223ZM177 202L179 204V201H177ZM260 203H261V205H260ZM38 204H39V206H41L42 201L40 202V200H39ZM186 204H188V203H186ZM178 210H177V212H178ZM106 211H109V212H106ZM179 211H182V210L180 209ZM177 212H176V214H177ZM1 213L3 215H5V214L3 211H0V233H3V232H5L4 229L8 226V221L10 220L11 217L10 218L6 217L7 215L3 216V215H1ZM166 213H167V215H166ZM182 213L184 214L185 210ZM186 213H187V211H186ZM230 213H232L231 216H230ZM173 214H175V212ZM100 215H97V217ZM113 216L111 217L112 221H113V219H115V217L113 218ZM184 216H183V218L186 217V216L185 217ZM74 217H76V214L74 215ZM74 217L72 218L73 220L71 223L76 221V219ZM91 217H93V216H91ZM179 217L181 218L182 216H179ZM211 217H213V219H216V220H214L215 221L214 224L215 223H217V224H215L213 226L210 225L211 229L208 231L209 227H207V223ZM224 217H225V215H224ZM224 217L223 218L221 217V219L226 220V218L224 219ZM173 218L175 219V217H173ZM177 218H178V216H177ZM116 220H114V221H116ZM185 220H187V219L185 218ZM211 220H212V218H211ZM100 221H101V219H100ZM121 221H123V220H121ZM175 221H174V223H176ZM9 223H11V222H9ZM210 223H211V221H210ZM75 224H76V222H75ZM212 224H213V220H212ZM9 225H12V224H9ZM159 225H160V223H159ZM171 226H173V225H171ZM221 226H223V225H221ZM221 226H220V228H221ZM9 227L10 226H8L7 228L9 229ZM72 227H74V226H72ZM98 227H99V224H98ZM157 227H158V223H157ZM181 227H180V229H181ZM159 228H162V225ZM175 228H171V229H175ZM222 229H220V231ZM79 230H81V229H79ZM159 231H161V230H159ZM214 231H212V232H214ZM80 232H78V233H80ZM155 233L157 234V236L155 235ZM110 235H111V233H110ZM220 236L218 238H221ZM89 237H87V238H89ZM211 237L213 238L212 242L210 241ZM242 238H244L243 240H245V241H241L240 239H242ZM245 238L247 239V241ZM216 240H217V238H216ZM221 240H223V242H221ZM57 241H58V239H57ZM231 241H233V244L231 243ZM207 242H210V244L208 243L209 244L208 245ZM226 242H227V244H226ZM31 243H33V242H31ZM31 243H30V247H31ZM223 243H225L226 246ZM230 244H231V246H229ZM207 245H208V247L206 248ZM22 247L23 246H21L20 248H22ZM204 247L207 249L206 250L207 252L205 251ZM33 249H35V248H33ZM94 250H97V252ZM110 250H112V251H110ZM16 251H17V249H16ZM28 252H30V251H28ZM32 253H33V251H32ZM205 253H207L208 255L210 253L209 257H211V258L209 260H211L212 262H210V261H209L210 263L207 262L208 255ZM27 256H28V258H27ZM206 256H207V258H206ZM92 258H94V257H92ZM217 258L215 257V259H217ZM88 259H91V258L88 257ZM110 259H109V261H110ZM74 264H76V263H74Z\"/></svg>",
	"mask_w": 264,
	"mask_h": 264
},
{
	"label": "crops",
	"instance_id": "0c3cea01",
	"mask_svg": "<svg viewBox=\"0 0 264 264\" xmlns=\"http://www.w3.org/2000/svg\"><path fill=\"white\" fill-rule=\"evenodd\" d=\"M114 1L115 0L84 1L82 4L86 3L90 4V6L87 8L81 24L75 25L68 24L67 22H53L44 28V33L60 44L69 53L79 56L84 55L92 50L95 43L106 30L108 17L105 13Z\"/></svg>",
	"mask_w": 264,
	"mask_h": 264
},
{
	"label": "trees",
	"instance_id": "16d2710c",
	"mask_svg": "<svg viewBox=\"0 0 264 264\" xmlns=\"http://www.w3.org/2000/svg\"><path fill=\"white\" fill-rule=\"evenodd\" d=\"M125 4L122 3L121 0H115L106 10V15L108 16L109 12H111L112 10H114L115 8H122Z\"/></svg>",
	"mask_w": 264,
	"mask_h": 264
},
{
	"label": "built area",
	"instance_id": "2783aa9c",
	"mask_svg": "<svg viewBox=\"0 0 264 264\" xmlns=\"http://www.w3.org/2000/svg\"><path fill=\"white\" fill-rule=\"evenodd\" d=\"M207 101L205 99L201 100L200 103L201 104H205Z\"/></svg>",
	"mask_w": 264,
	"mask_h": 264
}]
</instances>
